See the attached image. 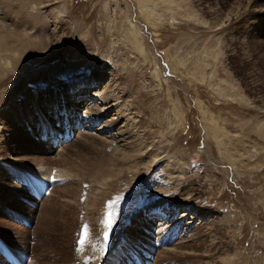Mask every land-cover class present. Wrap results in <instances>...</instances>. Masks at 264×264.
I'll return each mask as SVG.
<instances>
[{
  "label": "rangeland",
  "instance_id": "obj_1",
  "mask_svg": "<svg viewBox=\"0 0 264 264\" xmlns=\"http://www.w3.org/2000/svg\"><path fill=\"white\" fill-rule=\"evenodd\" d=\"M58 153L72 174L37 180ZM5 246L22 264H264V0H0V264Z\"/></svg>",
  "mask_w": 264,
  "mask_h": 264
},
{
  "label": "bare ground",
  "instance_id": "obj_2",
  "mask_svg": "<svg viewBox=\"0 0 264 264\" xmlns=\"http://www.w3.org/2000/svg\"><path fill=\"white\" fill-rule=\"evenodd\" d=\"M56 2V1H55ZM242 3V2H241ZM240 2H239V5L234 9V10H225L224 11V13L222 12V10L221 11H219V15L216 13V16H215V23H214V25H223L224 24V22L225 21H229V19H231V17L239 10V6H240V4H241ZM59 9V6H57L56 7V10H55V12L57 13L56 14V18L57 17H59L58 15L60 14V12H62V10H58ZM231 36V35H230ZM4 39V38H3ZM8 40V39H7ZM2 41V40H1ZM4 42V41H3ZM2 42V43H3ZM7 43H8V41H7ZM217 50V49H216ZM218 51V50H217ZM140 52H142V48H140ZM53 53V52H52ZM51 54V53H50ZM50 54H46V53H42V55H43V57H44V59L45 58H49V55ZM72 92H75V94H80V92H81V88L80 87H77V88H75V89H73L72 90ZM52 94L53 95H59V96H63L64 95V90L63 89H59V90H56V91H54V92H52ZM25 104H27V102L25 103ZM106 106V105H105ZM90 109V108H89ZM96 108H94V107H91V111L90 112H88L87 111V113L90 115V113L92 112L94 115L93 116H96V113H97V111L96 112H94V110H95ZM107 109V108H106ZM17 111V110H16ZM91 113V114H92ZM98 114H100V110H99V113ZM100 115H98L97 116V121L100 119ZM132 118H134L133 116L131 117V119ZM74 119H75V113H74V111H72V110H68V111H66V114H65V119H64V127H66L67 125L69 126L70 125V121H72V122H74ZM94 119H96V117L94 118ZM52 120V119H51ZM11 123V122H10ZM54 123V122H53ZM106 123V122H105ZM111 123L109 122V126H111L110 125ZM50 125H52V123H50ZM107 126H108V124H107ZM10 129V128H9ZM70 130V129H69ZM110 131V130H109ZM64 132V131H63ZM62 132V133H63ZM216 132V130L214 131V133ZM40 137H42L43 136V134H41L40 133V135H39ZM52 139V138H51ZM55 144V143H54ZM114 147V149H113V153L114 154H116L118 151H122L123 153H131V152H133V151H135V150H137V148L136 147H130L129 149H127L126 147H125V145H120L118 142H116L115 143V146H113ZM59 156H60V153H58L57 154V160L56 161H60V162H63V167H61V168H59V169H57V171H55V170H51V169H48L49 167H43V169L41 168L39 171H38V175L41 177V179H37V180H47V178H51V177H53L57 172H58V174H62V177H64V176H66V178L63 180V182L64 181H66L67 180V178L72 174V171L70 170L71 169V165H69V166H67V159H65V158H59ZM126 155H124L123 157H125ZM156 159H151L150 161H149V163L151 164L152 162H154ZM46 162H48V161H46ZM73 166V165H72ZM53 168V167H52ZM53 171V172H52ZM52 172V173H51ZM34 173V174H33ZM33 173H30V174H28L27 176H33V175H35L36 174V172H33ZM57 175V174H56ZM55 175V176H56ZM9 176H13V179L15 178V177H17V179L16 180H19V178H18V176L17 175H15L14 173H12V171L11 170H9ZM54 176V177H55ZM20 177V176H19ZM62 177H60V176H56V181L57 182H60V181H62ZM55 180V179H54ZM45 182V181H44ZM47 183V182H46ZM103 185H105V183H103V182H101L100 180H98L97 181V188H98V190H100V188L103 186ZM65 187H67V186H65ZM12 188H22V186H20L19 184L15 187V186H13ZM67 190V189H66ZM68 191V190H67ZM92 191L90 190V193H91ZM94 195H95V192L93 193ZM160 205H163V203L162 202H160V203H158V204H156V205H154V207H158V206H160ZM197 204L196 205H193V209H191V210H197ZM170 207V206H169ZM164 208L165 207H163V209L162 210H160L161 211V214H163V211H164ZM174 209H177L175 206H173L172 205V210H174ZM200 210V209H199ZM198 210V211H199ZM146 211H147V209H146ZM200 215H204V213L203 212H200ZM152 216V215H151ZM136 217H138V214L136 215ZM152 217H154V216H152ZM161 217V216H160ZM159 217V218H160ZM174 224L175 223H173V222H171V228H174ZM79 232V231H78ZM78 232H77V236H78ZM165 232V231H164ZM201 237H203V236H201ZM123 242V243H122ZM121 243L122 244H126L127 243V241H124V240H122L121 241ZM214 244V243H213ZM125 248H127V246H125ZM8 249V248H7ZM9 250V249H8ZM143 250H144V248H143ZM201 250V253H204V251H205V249L203 248H201L200 249ZM214 250V249H213ZM133 251H136V252H138V251H140V250H132L131 251V254H130V256H128V258H127V264H133V256H135L136 255V253H133ZM206 255H203V254H199L200 256H201V258H209V256H211L212 254L207 250L206 251ZM128 254V253H127ZM216 254V253H215ZM138 258H141V260H142V258H144L145 260L147 259L142 253H140L139 255H136ZM211 258V257H210ZM4 261V260H3ZM130 261H131V263H130ZM6 264H8L7 262H6ZM188 264V263H187ZM189 264H191V263H189ZM213 264H215V263H213Z\"/></svg>",
  "mask_w": 264,
  "mask_h": 264
},
{
  "label": "snow or ice",
  "instance_id": "obj_3",
  "mask_svg": "<svg viewBox=\"0 0 264 264\" xmlns=\"http://www.w3.org/2000/svg\"><path fill=\"white\" fill-rule=\"evenodd\" d=\"M53 179H55V177H53ZM119 199L120 198H118L117 200H114V201H111L110 202V204H113V205H115V204H117L118 202H119ZM109 215H111L110 213H109ZM107 225H108V227L111 229V227H112V224H109L108 223V220H107V218L105 219V221H104ZM112 223H115V221H113ZM87 227V225H85V228ZM105 238H107V236H108V232H105ZM79 243H83V237L81 238V240L79 241ZM78 251L80 250L79 248L77 249Z\"/></svg>",
  "mask_w": 264,
  "mask_h": 264
}]
</instances>
